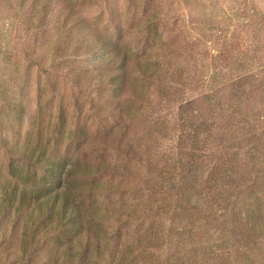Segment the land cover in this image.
<instances>
[{
	"label": "rangeland",
	"instance_id": "obj_1",
	"mask_svg": "<svg viewBox=\"0 0 264 264\" xmlns=\"http://www.w3.org/2000/svg\"><path fill=\"white\" fill-rule=\"evenodd\" d=\"M21 1L0 0V135L107 164L80 200L112 217L100 264L116 249L115 264H264V0H50L35 27ZM96 35L151 55L161 79L132 69L116 92ZM56 248L32 264H63Z\"/></svg>",
	"mask_w": 264,
	"mask_h": 264
},
{
	"label": "trees",
	"instance_id": "obj_2",
	"mask_svg": "<svg viewBox=\"0 0 264 264\" xmlns=\"http://www.w3.org/2000/svg\"><path fill=\"white\" fill-rule=\"evenodd\" d=\"M26 1L17 3L26 5ZM31 6L28 25H46L51 1L34 0ZM96 37L93 43L102 52L99 66L112 68L108 82L119 94L128 88L135 69L141 81L161 79L160 68L151 55L139 57L101 35ZM146 92L138 93L141 100H148ZM4 102L10 108L23 111V106L14 101ZM117 130H113V137L109 139L116 141L114 149L122 151L123 142L117 139ZM0 161V264H32L37 252L49 244L57 247L55 250L63 264H100L111 243L105 227L112 217L99 210L96 200L93 207L80 200L84 195L96 199L102 192L98 181L107 175V164L101 163L97 169L69 168L49 154L47 147H19L2 135ZM114 169L112 174L117 172ZM89 179L96 181L85 185ZM14 235L17 243L12 247ZM134 251L129 247L124 261L134 257ZM118 252L119 249L112 252L115 257L111 264L118 260Z\"/></svg>",
	"mask_w": 264,
	"mask_h": 264
}]
</instances>
